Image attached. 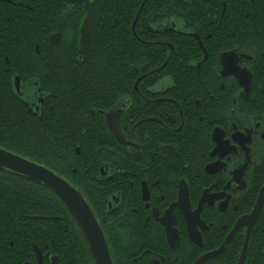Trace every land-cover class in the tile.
Returning <instances> with one entry per match:
<instances>
[{
  "label": "flooded vegetation",
  "instance_id": "obj_1",
  "mask_svg": "<svg viewBox=\"0 0 264 264\" xmlns=\"http://www.w3.org/2000/svg\"><path fill=\"white\" fill-rule=\"evenodd\" d=\"M0 135L82 194L109 264H264V0H0ZM0 264L99 263L0 169Z\"/></svg>",
  "mask_w": 264,
  "mask_h": 264
},
{
  "label": "water",
  "instance_id": "obj_2",
  "mask_svg": "<svg viewBox=\"0 0 264 264\" xmlns=\"http://www.w3.org/2000/svg\"><path fill=\"white\" fill-rule=\"evenodd\" d=\"M92 15L95 22L96 13ZM92 23L93 21L90 22V26H92ZM0 169L37 180L56 192L86 233L98 263L109 264L110 256L104 236L90 206L75 187L49 168L27 160L15 153L6 151L1 147Z\"/></svg>",
  "mask_w": 264,
  "mask_h": 264
},
{
  "label": "trees",
  "instance_id": "obj_3",
  "mask_svg": "<svg viewBox=\"0 0 264 264\" xmlns=\"http://www.w3.org/2000/svg\"><path fill=\"white\" fill-rule=\"evenodd\" d=\"M2 142H4V144H10V145H13V143H15L12 139L10 140V141H7L5 138H3L1 135H0V143H2ZM14 192H17V190H14ZM31 199V198H30ZM34 200H35V202H39V201H41V204H42V206H43V210L42 209H40V208H38V207H36L37 208V211H38V213H40V212H45V209H46V207H44V205L45 206H49L50 205V200H48L47 198H45V197H42V199H40V196L39 195H37L35 198H33ZM52 202V204H51V207L54 209V210H56V211H58L60 208H62V204H61V202L59 201V199H57L55 196H54V198L52 197V200H51ZM40 211V212H39ZM59 212V211H58ZM17 216H19V214L18 215H14V214H12L10 211H7L6 213H3V217H4V221L7 223V222H9L10 220L13 222L14 220H15V217H17Z\"/></svg>",
  "mask_w": 264,
  "mask_h": 264
}]
</instances>
